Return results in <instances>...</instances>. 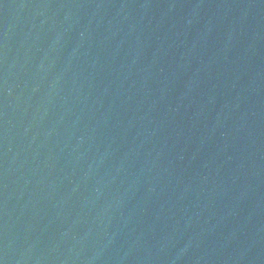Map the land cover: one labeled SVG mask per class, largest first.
Here are the masks:
<instances>
[{
    "label": "water",
    "instance_id": "obj_1",
    "mask_svg": "<svg viewBox=\"0 0 264 264\" xmlns=\"http://www.w3.org/2000/svg\"><path fill=\"white\" fill-rule=\"evenodd\" d=\"M0 264H264V0H0Z\"/></svg>",
    "mask_w": 264,
    "mask_h": 264
}]
</instances>
